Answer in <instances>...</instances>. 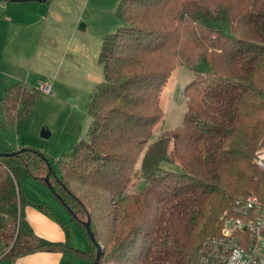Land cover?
<instances>
[{"label":"trees","instance_id":"16d2710c","mask_svg":"<svg viewBox=\"0 0 264 264\" xmlns=\"http://www.w3.org/2000/svg\"><path fill=\"white\" fill-rule=\"evenodd\" d=\"M116 16L120 26L100 52L87 139L56 161L57 174L35 150L0 155V259L71 252L93 264L88 222L99 264H199L237 199L264 203V170L254 164L264 143V0H120ZM180 66L194 76L182 124L149 142L163 118L161 90ZM39 91L9 86L2 122L26 121ZM23 174L56 195L86 249L62 222L64 241L34 233Z\"/></svg>","mask_w":264,"mask_h":264},{"label":"rangeland","instance_id":"374dc122","mask_svg":"<svg viewBox=\"0 0 264 264\" xmlns=\"http://www.w3.org/2000/svg\"><path fill=\"white\" fill-rule=\"evenodd\" d=\"M119 2L120 0L0 2V19L20 18L29 23L42 17L41 24H47L53 31L42 42V46L51 51L49 60L44 64L38 58L33 60L32 53L39 49V41L33 43L26 38V51L31 46L30 57L26 61L21 55L18 68L13 69L14 74H0V99L5 90L16 82L28 89L40 90L35 92L36 100L26 121L2 122L0 104V153L21 149L35 150L48 158L51 169L57 174L56 161L68 156L77 143L87 139L88 104L95 86L103 77L100 52L107 37L120 26L116 16ZM17 33L18 31L13 33L11 38ZM15 41L19 51L25 55L26 51L19 44V36H16ZM41 49L42 47L40 51ZM193 78V74L184 66L177 67L170 74L159 98L163 112L162 122L156 127L149 142L154 141L160 133L173 131L182 124L187 110L183 91ZM43 87H47L48 92H44ZM43 129L49 132L48 139L40 137ZM139 163L140 160L137 166ZM165 167L170 168L167 165ZM21 188L23 194L32 200V203L24 207L28 223L36 233L48 235L47 238L41 237L49 241H60L55 239L59 232L61 241H64L62 222L69 225L75 245L79 240V233L86 240L80 226L70 222L68 210L43 182L23 174ZM36 204L48 207L56 217ZM0 249L1 256L6 251V246L0 245ZM26 260L17 258L11 263L7 259H0V264H28Z\"/></svg>","mask_w":264,"mask_h":264},{"label":"built area","instance_id":"2783aa9c","mask_svg":"<svg viewBox=\"0 0 264 264\" xmlns=\"http://www.w3.org/2000/svg\"><path fill=\"white\" fill-rule=\"evenodd\" d=\"M254 164L264 170V143ZM204 244L199 264H264V203L253 196L237 199L232 212L224 215L219 234Z\"/></svg>","mask_w":264,"mask_h":264},{"label":"crops","instance_id":"0c3cea01","mask_svg":"<svg viewBox=\"0 0 264 264\" xmlns=\"http://www.w3.org/2000/svg\"><path fill=\"white\" fill-rule=\"evenodd\" d=\"M46 2V1H45ZM42 2V3H45ZM41 19L33 20L29 23H25L20 18L19 19H11V18H3L0 19V74H14L15 67L18 68V61L21 57V55L24 57V59L27 61V57H30L31 55V46L28 51H26V38L29 39V41L35 43L36 40L39 42L37 45L39 46V49L37 52L32 53L33 60H38L41 63H45L46 60H49V57L51 55V51L48 47H43L42 42L43 40L48 37L47 34L50 32H53L50 30L47 24L42 23ZM18 31L16 36H19L21 41L19 44H21L22 49L26 51L25 55L21 51H19L18 44L15 41L16 36L11 38V35ZM22 34V37L20 36ZM7 37V38H6ZM6 39V41H5ZM33 43H30L33 45ZM15 46V49H14ZM40 47H42L40 51ZM14 84V83H13ZM26 208V207H25ZM25 209H24V215H25ZM25 220L27 221L26 215ZM28 223V221H27ZM29 224V223H28ZM30 225V224H29ZM77 225V224H76ZM32 228V226L30 225ZM55 231L57 228H54ZM34 233L41 237H48L45 233L38 232L32 228ZM61 234L58 232V237L55 238L56 240H62ZM43 238V237H42ZM73 244L78 249H86L87 248V242L84 240V237L82 234L79 233V240L77 244L75 245V242L73 240ZM1 252V249H0ZM17 258L27 259L26 263L28 264H89L87 260H85L82 257L76 256L71 252L61 253V252H44V251H38L33 252L29 254L22 255ZM16 258V259H17ZM9 260L11 263L16 261ZM28 261V262H27Z\"/></svg>","mask_w":264,"mask_h":264},{"label":"water","instance_id":"95a60500","mask_svg":"<svg viewBox=\"0 0 264 264\" xmlns=\"http://www.w3.org/2000/svg\"><path fill=\"white\" fill-rule=\"evenodd\" d=\"M32 1L42 3V2H45L47 0H0V2H12V3H24V2H32ZM49 136H50V134H49V132L47 130L43 129L41 131L40 137L42 139H48ZM0 155H3V156H11L12 154H3V153H0ZM49 170H52V169L49 168ZM84 225H85L86 232L88 233V236H89L91 242L95 245L96 250H97L96 257H95V259L93 261V264H99V258H100V255H101L102 248L95 241V239L93 237V234H92V232L89 229L88 222H85Z\"/></svg>","mask_w":264,"mask_h":264}]
</instances>
